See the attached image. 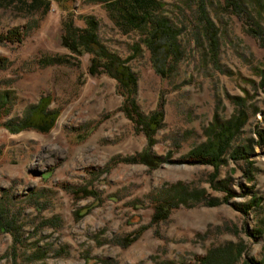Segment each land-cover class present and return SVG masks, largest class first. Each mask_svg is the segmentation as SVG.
Here are the masks:
<instances>
[{"label":"rangeland","instance_id":"1","mask_svg":"<svg viewBox=\"0 0 264 264\" xmlns=\"http://www.w3.org/2000/svg\"><path fill=\"white\" fill-rule=\"evenodd\" d=\"M109 3L0 0V32L20 34L0 43V264H196L216 249L231 264L264 261V0H154L149 21H166L178 49L159 63L163 78L141 42L152 23L124 29ZM88 18L108 52L131 57L137 112L162 110L149 147L115 80L59 43L61 21ZM221 134L216 166L183 162L217 151ZM145 149L162 162L134 160ZM252 199L246 214L232 206ZM161 202L170 209L156 219Z\"/></svg>","mask_w":264,"mask_h":264},{"label":"trees","instance_id":"2","mask_svg":"<svg viewBox=\"0 0 264 264\" xmlns=\"http://www.w3.org/2000/svg\"><path fill=\"white\" fill-rule=\"evenodd\" d=\"M109 6L111 4L117 10V14L113 15L114 22L119 26H123L124 29H129L137 26H145L147 23H152L150 27L145 32V36L141 39V42L146 47L149 52V58L151 62V67L159 75L160 78L165 76V73L160 68L159 63L164 61L167 58L172 56H178L177 45L173 42L175 32L166 24V21H149L150 14L148 13V7L154 5V0H110ZM227 3H231L235 6L234 0H227ZM201 16L204 15L203 9H200ZM205 34L208 39L209 49L211 53H214V49L217 45L216 41V32L211 27V22L205 18ZM97 22L93 18H88L84 21V26L82 28H74L71 25V21L65 20L61 21V31L59 35V43L61 46L66 48L70 53H73L76 56L82 54L88 55V65L87 73L91 76L94 75H106L116 82V91L122 97V102L120 110L124 115L134 124L135 129L141 131L144 136L147 138L148 147L153 143L152 134L156 128L160 125L162 119V110L158 109L153 111L147 116H143L141 113L137 112L136 104L134 103L133 95L136 89V78L129 71L126 66V62L131 58L127 56L123 59H120L113 53L107 51V49L98 41L96 35ZM172 32V33H171ZM163 35H169L171 42H169L168 47H162L164 40H161ZM20 34L16 27L0 32V43L2 42H20ZM161 40L162 43L159 42ZM135 50H137L135 48ZM5 59L0 58V62ZM259 84L264 88V70L260 71V80ZM53 114L50 117L48 123L45 127L41 125L38 126V129L45 130L47 129L52 121ZM42 122V121H41ZM9 131H17L21 129V126L8 127L4 125ZM23 126V125H22ZM227 126L224 127L226 129ZM223 136H225L223 138ZM229 136L220 135L217 139V143L221 144L227 143ZM260 133H258V140L261 139ZM219 144L217 151H208L205 148H196L191 150L186 158L183 160L185 163L189 164H208L216 166L220 161L219 155L223 153V147ZM261 145V143H258ZM262 146V145H261ZM248 147V146H246ZM234 157L237 156L240 158H246L247 153L243 149H236ZM134 160L140 163H144L150 168H154L162 162V158L152 156L148 153V150L145 149L141 153H138L137 156H134ZM227 195L228 191H226ZM230 193V192H229ZM257 199H252L247 203H237L233 204V208L242 214L256 204ZM155 214L154 218H162L166 215L167 211L170 209V204L161 202L155 205ZM229 250H213L207 251L204 255L197 258L196 264H231ZM239 254V251L237 252ZM264 264V261H256L251 258H247L244 261V264ZM168 264V263H167Z\"/></svg>","mask_w":264,"mask_h":264}]
</instances>
